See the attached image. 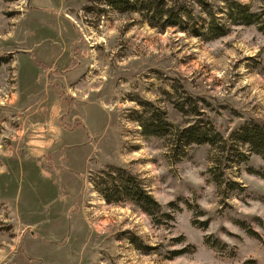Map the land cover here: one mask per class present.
Listing matches in <instances>:
<instances>
[{"label":"rangeland","instance_id":"rangeland-1","mask_svg":"<svg viewBox=\"0 0 264 264\" xmlns=\"http://www.w3.org/2000/svg\"><path fill=\"white\" fill-rule=\"evenodd\" d=\"M167 2L181 27L105 0H0V264H264V159L230 140L264 124V32L225 0ZM151 118L226 144L174 151Z\"/></svg>","mask_w":264,"mask_h":264},{"label":"trees","instance_id":"trees-1","mask_svg":"<svg viewBox=\"0 0 264 264\" xmlns=\"http://www.w3.org/2000/svg\"><path fill=\"white\" fill-rule=\"evenodd\" d=\"M110 6L115 8L117 11L123 13L126 11H148L151 12L153 17H163V16H175V21L170 23V26H180L179 20H182V15H187L184 11H178L177 5L171 4L167 2V0H134L135 2L130 3V0H105ZM133 1V0H132ZM216 1V0H214ZM229 4V9L231 12L230 18L234 24L237 25H253L257 24L259 26V30L264 32V14L258 15L254 13H250L245 11L243 5L234 0H225ZM140 3V7H137ZM207 5V2L204 1L200 6ZM175 13V14H174ZM206 14L209 17H214L213 11H206ZM173 20V19H172ZM169 23V22H167ZM178 23L180 25H178ZM219 31L215 30L213 26H210L208 31L214 34L211 39L219 38L225 36L227 31L224 27L219 26ZM40 64V62H39ZM41 65V64H40ZM43 65V64H42ZM177 110L185 113V109L183 107H177ZM191 116L198 115L199 111L194 108L188 111ZM151 118L149 124L145 126V134L146 135H155L159 137L166 136V134L171 135V146L174 151H183L186 147L191 145H202L209 143L211 145L215 144H226L221 135L214 131L213 127L210 123L205 121H195L191 124L187 125L185 128H173L171 127L169 133H165L166 126H169L163 120H156L157 123L154 122ZM164 122V123H163ZM230 140L239 143L242 145H247L249 151L253 154H256L264 159V124H260L257 122H249L245 123L241 126V128L234 132ZM222 150L225 149V146H221ZM228 148V147H227ZM120 182L123 183V190L125 194L134 200L137 204H139L146 213L150 216H154L156 213L153 211L155 208L157 212L161 213L162 216H167V213H164L160 209V205L157 201H154L150 195H148L147 191L143 189L140 184L135 180L132 176H127V178H121ZM161 219L158 217H154V221L156 224H160Z\"/></svg>","mask_w":264,"mask_h":264}]
</instances>
